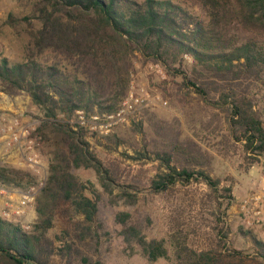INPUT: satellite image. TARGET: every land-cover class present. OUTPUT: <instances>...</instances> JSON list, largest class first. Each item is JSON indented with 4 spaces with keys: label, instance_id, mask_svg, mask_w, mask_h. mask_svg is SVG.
<instances>
[{
    "label": "trees",
    "instance_id": "trees-1",
    "mask_svg": "<svg viewBox=\"0 0 264 264\" xmlns=\"http://www.w3.org/2000/svg\"><path fill=\"white\" fill-rule=\"evenodd\" d=\"M32 12L39 27L26 58H0V91L25 92L41 111L33 136L49 170L34 200L38 218L29 229L0 217V264H105L101 246L113 232L99 216V201L115 188L121 189L116 198L127 203L138 197L91 150L86 129H75L69 119L79 109L88 115L115 110L129 92L137 55L160 63L177 94L185 89L222 112L227 136L242 145L251 164L264 155V0H35ZM207 119L199 116L201 127L210 126ZM135 153L130 157L163 167L149 181L152 192L204 182L220 213L214 212L211 241L196 247L175 212L168 236L147 240L132 214L118 211L114 221L127 243L136 240L150 261L170 258L171 251L173 264H264V240L253 231H247L252 246L232 245L226 219L232 188L211 175L201 144L178 135ZM74 168L92 169L101 188L82 182ZM0 183L27 190L37 181L29 169L3 162ZM62 214L69 225L56 230Z\"/></svg>",
    "mask_w": 264,
    "mask_h": 264
},
{
    "label": "rangeland",
    "instance_id": "rangeland-1",
    "mask_svg": "<svg viewBox=\"0 0 264 264\" xmlns=\"http://www.w3.org/2000/svg\"><path fill=\"white\" fill-rule=\"evenodd\" d=\"M34 2L35 0H0V58L7 57L12 61H22L26 58L32 31L39 27L33 17ZM186 58L192 60L189 56ZM134 61L129 92H139L141 87H145L159 99L147 107L138 109L130 116L129 122L116 125L107 134L86 130L91 150L111 166L120 183L124 184V189L136 192L138 197L135 204L127 203L125 198H116L121 189L115 188L112 194L104 193V197L99 201V216L105 219L113 232L112 240L102 244L100 258L105 264H173L171 251L170 258L150 261L136 240L127 243L119 234L122 226L114 221L118 211L130 212L132 221L138 224L141 234L147 240L166 238L170 230V218L175 212L178 221L191 230L192 243L196 247H202L211 241L217 223L214 212L219 214L220 210L215 203H211L207 195L210 192L209 187L204 182L193 181L188 186L177 184L167 193H154L150 190L149 181L163 167L157 160H136L130 157L136 154V149L143 152L151 150L163 140H172L178 135L190 136L201 144L210 160L208 168L211 175L221 178V186L232 188L234 199L226 218L231 228L229 239L232 245L238 248L252 246L247 235L249 230L264 240V221L260 219L262 215L255 214L256 210L264 207V155L259 161L251 164L242 145L227 136L225 115L222 112L200 102L195 93L188 94L183 89L177 94L172 89L164 68L161 67L163 72H160V68L139 55L134 57ZM18 96L22 98L24 112L29 119L41 116V111L32 106L30 97L27 100V93ZM262 99L260 96L259 101L257 100L259 108L263 106ZM2 112L0 110V113ZM201 114L208 115L207 121L211 122L208 128L201 127L198 120ZM193 122L201 132L199 136L194 135L191 128ZM148 154L151 153L148 151ZM43 161L49 170L48 157L43 156ZM1 163L3 162L0 160ZM48 170L43 175L44 178L47 177ZM74 172L82 182L93 183L101 188L92 169L74 168ZM35 177L37 182L42 179L37 175ZM254 196L262 197L257 206L251 199ZM247 200L248 203L244 207ZM31 224L32 222L23 225L29 229ZM68 225V216L62 214L57 219L55 229ZM59 261L57 259V262Z\"/></svg>",
    "mask_w": 264,
    "mask_h": 264
},
{
    "label": "built area",
    "instance_id": "built-area-1",
    "mask_svg": "<svg viewBox=\"0 0 264 264\" xmlns=\"http://www.w3.org/2000/svg\"><path fill=\"white\" fill-rule=\"evenodd\" d=\"M155 66L160 68L163 72V66L156 63ZM157 96H153L145 87H141L139 92L130 90L128 97L121 103V105L112 112L95 113L87 115V113L79 109L69 122L77 129L79 126L84 127L90 132H99L107 134L113 127L120 123L129 122V118L138 109L151 105ZM17 113L15 115L0 114V160L5 162L8 156L14 155L21 164V167H26L35 175L39 176L40 180L34 185H31L23 194V201H34L40 189L44 186L46 177L43 175L47 173L44 167L43 155L40 150L39 143L33 136V132L39 122L38 119H26L25 112ZM9 188H6L0 183V192L5 193ZM255 206L259 205L261 196H254L251 198ZM248 200L243 205H247ZM255 214L262 215L259 218L264 221V207L261 210H256ZM23 215L22 205H12L8 208L0 210V217L15 220L20 222V217Z\"/></svg>",
    "mask_w": 264,
    "mask_h": 264
},
{
    "label": "crops",
    "instance_id": "crops-1",
    "mask_svg": "<svg viewBox=\"0 0 264 264\" xmlns=\"http://www.w3.org/2000/svg\"><path fill=\"white\" fill-rule=\"evenodd\" d=\"M29 100V96H26ZM22 98L20 96H10L2 91H0V110L4 114L10 116L17 113L23 112ZM1 114V113H0ZM24 120L29 119L27 115L23 118ZM16 165L21 164L14 158V155L8 156L5 161ZM46 171L48 170V165L44 163ZM25 190L20 188H9L7 192H0V210L8 208L12 205H22L23 215L20 217V222L23 224L34 222L38 218L36 206L34 201H23V194Z\"/></svg>",
    "mask_w": 264,
    "mask_h": 264
}]
</instances>
